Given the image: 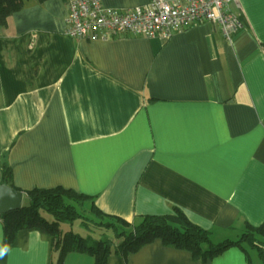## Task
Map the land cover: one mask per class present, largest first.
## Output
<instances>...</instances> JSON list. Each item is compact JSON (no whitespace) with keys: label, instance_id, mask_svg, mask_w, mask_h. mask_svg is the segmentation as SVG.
Returning <instances> with one entry per match:
<instances>
[{"label":"crops","instance_id":"obj_1","mask_svg":"<svg viewBox=\"0 0 264 264\" xmlns=\"http://www.w3.org/2000/svg\"><path fill=\"white\" fill-rule=\"evenodd\" d=\"M231 9L244 23L232 41L209 22L167 39L75 38L67 0L28 1L0 24V185L7 164L23 190L72 189L130 222L179 209L216 242L264 225V0ZM3 240L0 220V264H57L39 228ZM249 252L202 262L156 239L106 264H263Z\"/></svg>","mask_w":264,"mask_h":264},{"label":"trees","instance_id":"obj_2","mask_svg":"<svg viewBox=\"0 0 264 264\" xmlns=\"http://www.w3.org/2000/svg\"><path fill=\"white\" fill-rule=\"evenodd\" d=\"M28 1L0 0V24L7 25L9 17ZM3 184L26 193L28 202H23L17 210L0 215L4 230L2 245L11 244L21 230L39 228L52 236L57 264H63L65 256L71 252L93 256L95 264H106L112 254L127 259L156 239H161L166 246L187 250L195 260L202 262L212 260L235 246L243 249L250 260L249 248H252L257 250L264 264V225L248 224L237 239L216 242L210 230L190 221L179 209L167 215H142L130 222L104 213L92 197L72 189L23 190L14 184L12 169L7 164ZM75 221L98 238L82 236L72 229L63 230V224L73 225Z\"/></svg>","mask_w":264,"mask_h":264},{"label":"built area","instance_id":"obj_3","mask_svg":"<svg viewBox=\"0 0 264 264\" xmlns=\"http://www.w3.org/2000/svg\"><path fill=\"white\" fill-rule=\"evenodd\" d=\"M234 0H150L127 9L103 5L101 0H67V33L75 38L144 36L170 38L198 22L217 25L227 40L244 27L231 9Z\"/></svg>","mask_w":264,"mask_h":264},{"label":"water","instance_id":"obj_4","mask_svg":"<svg viewBox=\"0 0 264 264\" xmlns=\"http://www.w3.org/2000/svg\"><path fill=\"white\" fill-rule=\"evenodd\" d=\"M24 193L7 184L0 185V215L23 206Z\"/></svg>","mask_w":264,"mask_h":264},{"label":"rangeland","instance_id":"obj_5","mask_svg":"<svg viewBox=\"0 0 264 264\" xmlns=\"http://www.w3.org/2000/svg\"><path fill=\"white\" fill-rule=\"evenodd\" d=\"M27 202H28V199H27V197H25V198H24V204H26ZM87 216L91 217V215H89V214H88ZM81 226H82V225L80 224L79 221H75L73 225H71V224H70V225H69V224H63V225H62V228H63V230H65V231H67V230H69V229H72L75 233L80 234V235H82V236H87V237L92 236V237L98 238V236H96V234L91 233L90 231L84 229V228L81 227ZM232 238H233V239H236L237 236H236V235H232ZM252 253H253V254L255 253L254 250H252ZM253 257H254V258L256 257L255 254L253 255Z\"/></svg>","mask_w":264,"mask_h":264},{"label":"clouds","instance_id":"obj_6","mask_svg":"<svg viewBox=\"0 0 264 264\" xmlns=\"http://www.w3.org/2000/svg\"><path fill=\"white\" fill-rule=\"evenodd\" d=\"M6 254V250H0V258H2Z\"/></svg>","mask_w":264,"mask_h":264}]
</instances>
